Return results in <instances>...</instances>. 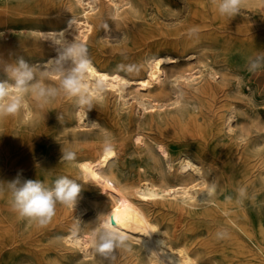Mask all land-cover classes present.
<instances>
[{
	"label": "rangeland",
	"instance_id": "rangeland-1",
	"mask_svg": "<svg viewBox=\"0 0 264 264\" xmlns=\"http://www.w3.org/2000/svg\"><path fill=\"white\" fill-rule=\"evenodd\" d=\"M119 2L121 4L119 11L107 9L104 6L102 16L92 17L98 24L93 33L95 37L90 36L85 49L88 55L96 63L98 62V65L110 71H118L127 77H135L137 75L135 69L145 63L147 58L157 53L169 52L179 56L177 72L190 69L196 74L201 71L203 77L197 81L182 79L177 85L172 84V79H169V94L164 98L166 104L153 112L143 110L133 100L124 104L114 94L105 93L102 99L94 101L98 124L80 128L75 109L81 99H85V95L78 89L76 75L70 76V70L48 68L49 71L45 69L43 72L44 82L33 83L28 77L39 73L38 69L33 68V62L45 61L47 53L37 47V42L29 37L28 30L20 33L22 30L16 29L15 35H22L24 43L19 48L14 63L16 65L22 58L30 66L31 75L23 76L20 73H13L9 80L13 85H20L23 89H27L29 95L32 92L35 94L36 114L30 125L14 128L8 125L0 128V155H2L0 156V165H2L0 181L8 182L20 175L22 180L24 178L25 180L38 179L45 182L46 186H52L58 178L67 177L76 184L79 183L81 191L76 204L59 205L58 203L50 224L43 226L20 218L12 210L11 196L2 200L3 202L0 203V226L3 225L0 227V264H40L42 250L47 246L65 243L63 236L70 232L88 233L85 226L94 219L91 217L92 203L101 191L96 188H84L80 184L77 168V159L80 154L75 148L76 135L80 131L84 133L83 140L95 146L111 141L123 144L117 158L112 160L115 171L123 178L129 177L135 180L144 168L147 177L159 186H173L186 181L180 178V175L187 176L191 172H184V169L180 168L184 155H191L193 161L199 163L196 149L211 150L221 142L227 141L246 152V170L251 174L248 181L254 183V188L251 190L253 191L251 195H254L253 202L249 203L248 207L252 209L254 216L256 207L263 201L264 67L250 72L248 64L253 60L258 64H264V0L244 2L240 13L232 17L221 16L218 13L216 0H129L128 2L119 0ZM82 11L83 8L74 0H0V13L8 17L12 23L36 28L58 26ZM8 42L5 31L0 25V58L9 50ZM208 71L217 73L221 87L217 90L215 98L205 101L193 86L198 81L203 83L205 79L212 81ZM199 75L198 73L195 77ZM17 79H22L24 83L17 84ZM66 80L71 82L67 86L64 84ZM73 88L77 90L73 91ZM127 90L136 94L135 90L130 88ZM177 96H179L178 103L169 105L170 99L174 100ZM231 114L233 118L230 124L233 131H228L226 128L228 123L223 124V122ZM193 119H196L197 123L205 129L204 132L209 138L205 143L200 140V137H193L188 127ZM218 127L222 132L217 140H214L212 134L218 133L220 130ZM137 129L146 134L147 144L140 145L142 147L135 145L131 139L132 132ZM162 139L169 146L171 145L175 158L171 167H168L164 161L162 165L164 179L159 174L160 170L152 168L155 160L149 152L153 149L156 153L158 149L155 141ZM15 143L20 144L16 154L6 155L4 151L2 152V147ZM64 152L72 153L74 160L62 159ZM237 156H240V153H237ZM48 175H52L49 180L46 179ZM233 177L237 176L233 175ZM195 178L196 176L193 175L189 180ZM151 209L158 210L157 207ZM158 213L159 211H156L154 214ZM169 216H173L172 213ZM204 218L194 220L199 233L224 227L212 218ZM104 242H106L105 236H99L97 249L99 257L105 255L111 257L113 253L121 255L122 258L127 256L123 251L102 250ZM30 243L32 246L29 245ZM215 245L214 256L221 264L239 263L229 241L221 238ZM65 252L70 253V251ZM78 255H81V252L74 254V256Z\"/></svg>",
	"mask_w": 264,
	"mask_h": 264
},
{
	"label": "bare ground",
	"instance_id": "bare-ground-1",
	"mask_svg": "<svg viewBox=\"0 0 264 264\" xmlns=\"http://www.w3.org/2000/svg\"><path fill=\"white\" fill-rule=\"evenodd\" d=\"M74 1L83 8V11L80 14L73 15L65 23L49 28L14 24L8 17L0 13V25L9 40V50L0 58V83H3L4 88L7 90L5 97L0 96V109H7L10 105L15 107L12 114L0 116V128L8 125L13 128L20 127V125H30L33 123L36 114L35 94L32 92L29 95L27 89H23L20 85H13L9 80L13 74L12 67L15 66L14 58L24 43L22 35H15L16 29H21L20 33L28 30L29 37L37 42V47L47 53L45 61L33 62V68L39 70L36 76L28 77L33 83L44 82L45 75L43 72L45 69L49 71L48 68L63 71L70 70V76L76 75L78 89L85 95V99H81L75 109L77 123L80 128L98 124L96 122L94 101L102 99L105 93L114 94L124 104L133 100L143 110L153 112L166 104L164 98L169 94V79H172V84L177 85L182 79L197 81L203 77L201 71L196 74L192 73L190 69L177 72L179 56L172 55L169 52L157 53L149 58L146 57L145 63L141 66L138 65L140 67L135 69L137 72L135 77H127L118 71H110L98 65V62L96 63L86 52V43L90 40L91 35L94 36L93 33L98 24L96 17L104 14L103 7L119 11L121 4L119 0ZM244 2L248 3V0H243L242 5ZM95 15H97L95 17L96 21L92 19ZM139 50L142 51V49ZM198 73L200 75L195 77ZM208 75L211 76L212 81L205 79L203 83L198 81L193 86L205 101L215 98L217 90L221 87V82L218 80L220 77H217L215 71H208ZM128 88L135 90L136 94L133 91L128 92ZM178 101L179 96L174 100L170 99L168 104L176 105ZM232 118L231 114L224 122L221 120L223 124L228 123V126L225 125L228 131H233L230 124ZM196 119H193L188 127L193 137H200V140L205 143L209 138H207V133L204 132L205 129L197 123ZM215 119L217 118L215 117ZM219 129L218 133L212 134L214 140H217L218 135H221L222 130ZM83 134L80 131L75 139V148L80 154L77 159L80 184L84 188H96L101 191L92 203L93 215L91 217L94 219L85 226L88 233L75 234L74 232H67L68 234L63 236L65 243H52L53 245L41 249L40 264H221L214 256L215 243L221 238L231 244L233 254L239 259L238 264H264V246L262 247L261 244L264 198L263 203L261 202L256 207V215L254 216L252 209L248 207V204L253 202L254 195H251V192H253L251 190L254 188V183L248 181L251 174L246 170L247 157L244 150L241 151L227 141L221 142L211 150L195 148L199 163H195L191 155L186 154L182 159L180 158V168L184 169V172L191 171L187 176L180 175V178L186 179V181L173 186H159L147 177L144 168L135 180L129 177L123 178L115 171L112 160L117 158L123 144H116L115 141H111L95 146L93 143L83 140ZM131 139L138 147L147 144L146 134L140 129L132 132ZM155 144L158 153H155L153 149L149 151L155 160L152 168L160 170L159 174L164 179L162 165L165 161L168 167H171L175 161L174 154L171 145L169 146L163 139L156 140ZM7 145L2 147V152L4 151L6 155L16 154L20 147L19 143ZM237 153H240V156H237ZM193 175L196 178L189 180ZM233 175L237 177L235 178ZM51 176H46V179L49 180ZM3 182V185L0 186V203L12 196L13 191L7 181ZM152 207H157L158 210H152ZM156 211H159L157 215L154 214ZM171 213L173 216H169ZM200 217L212 218L224 227L207 231V233H199L198 228L194 225V220ZM77 228L76 230H78ZM109 229L113 232H122L127 236V240L123 242L116 240L114 237L112 238L114 244L112 250L123 251L127 255L126 257L122 258L121 255L116 253H113L111 257L107 255L99 257L97 253L98 237L104 235ZM65 251H70V253ZM78 252H81V255L74 256Z\"/></svg>",
	"mask_w": 264,
	"mask_h": 264
},
{
	"label": "clouds",
	"instance_id": "clouds-1",
	"mask_svg": "<svg viewBox=\"0 0 264 264\" xmlns=\"http://www.w3.org/2000/svg\"><path fill=\"white\" fill-rule=\"evenodd\" d=\"M243 0H216V8L221 16L232 17L240 13ZM76 51V50H74ZM12 67V66H10ZM264 67V64H258L255 60L248 64V71ZM30 66L20 58L16 65L12 67L13 73H20L23 76H30ZM22 79H17V84H22ZM71 82L64 81L67 86ZM77 89L73 88V91ZM7 90L3 83H0V96L5 97ZM15 107L10 105L7 109H0V116L4 114H12ZM62 159H73L72 153H65ZM0 181V186L3 185ZM12 188L11 207L20 218L36 222L38 225H46L54 216L57 204H76L81 188L74 181L67 177L58 178L52 186H46L45 182L35 179L22 180L18 175L11 181L7 182ZM106 242L102 245V250L113 249L114 244L112 238L121 242L127 240V236L122 232H113L109 229L105 234Z\"/></svg>",
	"mask_w": 264,
	"mask_h": 264
},
{
	"label": "crops",
	"instance_id": "crops-1",
	"mask_svg": "<svg viewBox=\"0 0 264 264\" xmlns=\"http://www.w3.org/2000/svg\"><path fill=\"white\" fill-rule=\"evenodd\" d=\"M262 247L264 246V216L262 220V240H261ZM264 249V247H263Z\"/></svg>",
	"mask_w": 264,
	"mask_h": 264
}]
</instances>
